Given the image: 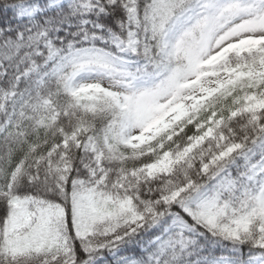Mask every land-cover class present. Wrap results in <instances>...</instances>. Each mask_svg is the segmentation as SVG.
Masks as SVG:
<instances>
[{
	"label": "snow or ice",
	"instance_id": "1",
	"mask_svg": "<svg viewBox=\"0 0 264 264\" xmlns=\"http://www.w3.org/2000/svg\"><path fill=\"white\" fill-rule=\"evenodd\" d=\"M261 142L264 0H0L5 264H264Z\"/></svg>",
	"mask_w": 264,
	"mask_h": 264
},
{
	"label": "clouds",
	"instance_id": "2",
	"mask_svg": "<svg viewBox=\"0 0 264 264\" xmlns=\"http://www.w3.org/2000/svg\"><path fill=\"white\" fill-rule=\"evenodd\" d=\"M121 19H123V15L121 16ZM114 23H118V21H114ZM78 43V41H77ZM135 135V133H134ZM264 144V142H261ZM247 151L253 155L254 158H256V162L259 163L260 160H264V147H261V145H252L249 143L247 145ZM129 165L133 164L134 161H128ZM259 181H264V176L259 177ZM212 242V238H207L204 244L198 245L194 249H190V253H185L181 257L179 264H197V261L200 259L203 255L213 254L212 249L208 247V244ZM216 246L220 249H226L230 248V244H225L222 240H219V238L215 241ZM0 264H5V261L0 260ZM18 264H42V261L39 259H29V260H21L18 262Z\"/></svg>",
	"mask_w": 264,
	"mask_h": 264
},
{
	"label": "trees",
	"instance_id": "3",
	"mask_svg": "<svg viewBox=\"0 0 264 264\" xmlns=\"http://www.w3.org/2000/svg\"><path fill=\"white\" fill-rule=\"evenodd\" d=\"M119 254V253H118ZM215 254L217 255L218 254V250L215 252ZM112 259H114V258H112L111 256H108V255H105L103 258H102V260L100 259V260H98L97 261V264H104V261H111Z\"/></svg>",
	"mask_w": 264,
	"mask_h": 264
},
{
	"label": "rangeland",
	"instance_id": "4",
	"mask_svg": "<svg viewBox=\"0 0 264 264\" xmlns=\"http://www.w3.org/2000/svg\"><path fill=\"white\" fill-rule=\"evenodd\" d=\"M218 250V254H220V252H221V250L217 247V248H214V249H212V252H213V254H215V252ZM118 254V253H117ZM217 254V255H218ZM216 255V254H215ZM112 258H114V257H112ZM102 260V259H101Z\"/></svg>",
	"mask_w": 264,
	"mask_h": 264
}]
</instances>
